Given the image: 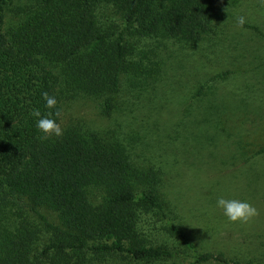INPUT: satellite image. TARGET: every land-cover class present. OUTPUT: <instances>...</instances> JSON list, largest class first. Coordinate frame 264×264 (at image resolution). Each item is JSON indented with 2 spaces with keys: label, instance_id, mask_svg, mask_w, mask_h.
<instances>
[{
  "label": "trees",
  "instance_id": "obj_1",
  "mask_svg": "<svg viewBox=\"0 0 264 264\" xmlns=\"http://www.w3.org/2000/svg\"><path fill=\"white\" fill-rule=\"evenodd\" d=\"M214 1L25 0L16 8L0 0V264H264L261 244L260 257L198 246L159 171L132 160L114 129L60 125L66 102L78 98L97 101L104 117L132 107L159 68L149 62L158 51L138 43L196 45L216 22ZM44 92L55 108L45 107ZM33 109L51 112L63 135L41 139Z\"/></svg>",
  "mask_w": 264,
  "mask_h": 264
},
{
  "label": "rangeland",
  "instance_id": "obj_2",
  "mask_svg": "<svg viewBox=\"0 0 264 264\" xmlns=\"http://www.w3.org/2000/svg\"><path fill=\"white\" fill-rule=\"evenodd\" d=\"M23 1L13 0L12 7L21 8ZM214 2L216 22L196 45L159 39L138 43H150L158 51L149 62L150 68H159L151 74L147 89L138 90L132 107L123 112V104L104 117L97 101L78 98L66 102L60 125L84 124L98 132L114 129V137L132 160L159 171L177 222L198 246L229 257H260L258 245L264 247V0ZM10 14L6 20L16 22L18 18ZM241 16L242 26L237 23ZM224 71L229 74L213 79ZM203 83L202 94L197 95ZM220 197L247 201L259 214L247 223L230 222L217 207ZM41 213L51 218L46 211ZM181 263L186 264L181 260L140 264Z\"/></svg>",
  "mask_w": 264,
  "mask_h": 264
},
{
  "label": "clouds",
  "instance_id": "obj_3",
  "mask_svg": "<svg viewBox=\"0 0 264 264\" xmlns=\"http://www.w3.org/2000/svg\"><path fill=\"white\" fill-rule=\"evenodd\" d=\"M237 23L243 25L244 17H239ZM42 99L46 102L45 107L48 109L55 108L57 100L54 96H50L47 92L42 93ZM32 115L39 117L36 122L37 130L42 133L41 139H48L51 136L60 137L63 135L61 126L52 118L50 112L47 116L41 117L39 109H33ZM59 115V112L55 113ZM217 207L223 210V214L230 222L247 223L250 219L257 216L258 210L249 202L237 199H225L220 197L217 199Z\"/></svg>",
  "mask_w": 264,
  "mask_h": 264
}]
</instances>
